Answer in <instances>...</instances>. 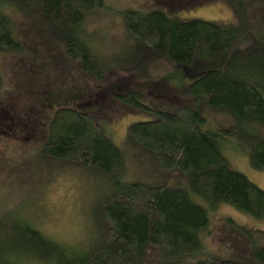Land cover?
I'll return each instance as SVG.
<instances>
[{"label": "trees", "instance_id": "1", "mask_svg": "<svg viewBox=\"0 0 264 264\" xmlns=\"http://www.w3.org/2000/svg\"><path fill=\"white\" fill-rule=\"evenodd\" d=\"M224 1L233 13L229 23L181 21L159 9L121 13L127 42L113 58L114 68L145 82L161 62L182 67L194 79L178 90L163 86L165 97L171 91L175 99L156 109L145 104L146 95L137 88L116 92L123 105L153 117L127 126L123 149L103 133L93 114L57 107L39 153L106 176L105 190L91 203L83 242L53 239L28 218L0 226L15 241H0V264H264V245L251 242L246 259L238 261L202 242L210 212L219 205L264 222V190L235 171L223 154V142L234 139L248 165L264 171V0ZM102 2L0 0V54L22 50L4 12L14 3L59 43L78 72L101 80L106 60L93 46L100 30L87 31L83 22ZM2 83L0 74V88ZM205 111L225 114L233 123L209 130ZM137 150L154 159L165 174L162 182L123 179L126 156ZM178 175L186 188L169 185Z\"/></svg>", "mask_w": 264, "mask_h": 264}, {"label": "rangeland", "instance_id": "2", "mask_svg": "<svg viewBox=\"0 0 264 264\" xmlns=\"http://www.w3.org/2000/svg\"><path fill=\"white\" fill-rule=\"evenodd\" d=\"M131 8L159 9L181 21L198 18L229 23L233 19L224 0H103L98 9L87 11L83 22L87 31L100 30L93 46L101 53L102 61L106 60V71L98 80L69 64L59 43L37 27L34 17L14 3L6 7L4 12L22 50L0 54V226L9 228L10 220L28 218L37 229L60 242L85 241L87 213L95 195H103L107 178L85 166L61 164L41 156L39 146L48 117L62 105L82 109L97 117L103 133L123 149L127 126L153 117L123 105L115 97L116 92L125 87L137 88L146 95L145 104L156 109L160 102L175 99L171 91L169 98L165 97L163 86L178 90L193 81L182 67L161 62L152 67L151 80L145 82L133 73L114 68L113 58L127 42L120 16ZM204 117L209 130L233 123L225 114L205 111ZM223 143L230 166L264 190V171L248 165L247 154L236 140ZM130 151L123 179L153 184L165 179L149 154ZM170 179V186L187 187L186 179L179 175ZM209 217L202 242L216 254L239 261L246 259L251 242L264 245L263 221L229 205H219ZM9 237L15 242L10 230L0 229V241L12 244Z\"/></svg>", "mask_w": 264, "mask_h": 264}]
</instances>
